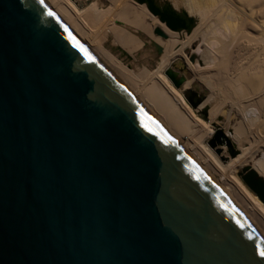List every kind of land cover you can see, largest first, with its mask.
<instances>
[{"label":"water","instance_id":"water-1","mask_svg":"<svg viewBox=\"0 0 264 264\" xmlns=\"http://www.w3.org/2000/svg\"><path fill=\"white\" fill-rule=\"evenodd\" d=\"M224 142L218 126L209 146ZM240 176L264 204V179ZM260 250L263 211L68 0H0V264H264Z\"/></svg>","mask_w":264,"mask_h":264},{"label":"bare ground","instance_id":"bare-ground-1","mask_svg":"<svg viewBox=\"0 0 264 264\" xmlns=\"http://www.w3.org/2000/svg\"><path fill=\"white\" fill-rule=\"evenodd\" d=\"M68 1L92 30L172 109L264 213V204L236 177L240 170L244 173L245 169L250 168L264 179V0H212L207 6L209 8L199 7L201 3L196 2L199 5L195 3L197 18L194 38L192 34L186 37L182 32L181 36L176 33L187 29L188 25L177 31L166 25L169 31L155 29V33L160 30L165 34L164 37L158 36L166 38L169 35L165 44L152 38L151 29L154 28L149 29L151 25L147 27L143 23L142 12L146 7H138L134 11L132 0ZM175 6L178 7L177 3ZM146 9L149 11L148 6ZM132 12H137L136 19L132 17ZM152 16L155 20L160 19L159 16ZM210 37L219 46L214 52L218 62L212 69H193L195 65L200 68L212 65V59L205 54L192 61L193 55L185 53L191 65L187 60V66L180 64V56L195 38L207 39L209 44ZM178 46L181 47L176 50ZM152 59H156V63ZM182 65L184 72L179 68ZM169 70L174 71L178 79H185L180 88L166 75ZM194 79L200 81L209 92V97L197 109L192 108L184 96L187 89L194 87ZM191 108L206 112V120L203 118L204 122L201 121ZM220 112L225 114L223 128L219 123ZM240 120L248 127L247 132L241 122L235 125L233 132L227 130L233 121ZM212 125L216 131L220 126L231 148L237 151V156L231 157L225 144L216 145L215 148L209 146L214 135ZM246 138L249 139L248 143L245 142ZM260 155L262 158L257 160Z\"/></svg>","mask_w":264,"mask_h":264},{"label":"rangeland","instance_id":"rangeland-1","mask_svg":"<svg viewBox=\"0 0 264 264\" xmlns=\"http://www.w3.org/2000/svg\"><path fill=\"white\" fill-rule=\"evenodd\" d=\"M133 1V9L132 10H134V11H137L138 10V7L140 8V7H146L147 8V5H140L139 3H138V0H132ZM201 3L200 5L199 4H197V3ZM211 2H212V0H156V5L157 6H159V8H161V9H163L166 5H169L170 7V9H172L173 11H175L178 15H180V16H182V17H184V16H190L192 19H193V23L191 24V25H188V27H187V29H185V30H180V31H177L176 33H178V34H180V35H178V36H181V34L182 35H185L186 37L187 36H189V35H191L192 34V36H193V38H194V35H193V31H194V29H195V22H196V18H197V11H196V4L197 5H199V7L201 6V7H203V8H209V7H207V6H210V4H211ZM175 3H177V5H178V7L177 6H175ZM196 3V4H195ZM161 5V6H160ZM135 7V8H134ZM176 7V8H175ZM192 7V8H191ZM145 8V12L143 11L142 12V14L144 15V21H143V23L148 27L149 25H151L150 26V28L149 29H151V28H154V29H151V31H152V35H153V37L152 38H154V39H156V40H160V43H163V44H165V43H167V41L169 40V35H168V37H166V38H163V37H161V36H158V34H156L155 33V29H157V28H161L163 31H169V29L166 27V25L165 26H161L162 25V23L160 22V19L158 18V20H155V18L152 16V14L149 12V11H147V9ZM175 9V10H174ZM192 12V13H191ZM196 12V13H195ZM137 12H132V14H133V18L134 19H136L137 17H138V15H135ZM146 13V14H145ZM150 13V14H149ZM154 23V24H153ZM148 24V25H147ZM155 24H156V26H155ZM182 32V33H181ZM158 40V41H159ZM214 39H213V37L211 38L210 37V42H209V44H211V45H209L207 42V39H204V40H200V38H195L194 39V42H193V44L191 45V46H189V47H187L186 49H185V52H184V54L183 55H181L180 56V58H179V62H180V64L182 63V64H184L185 66H187L186 65V63L187 62H185V60H187L188 61V58L186 57V55H185V53L186 54H188V53H190L191 55H193V56H191V59H192V61L193 60H196L197 59V57H200V56H202V54H205L206 56H208V57H210L211 59H212V65L211 66H207V67H204V68H200L199 67V65H195V67H193V69H195V70H201V69H205V70H207V69H212L213 67H214V65L215 64H217V62H218V56L214 53L217 49H218V45H216V43L213 41ZM181 46H178L177 47V49L176 50H178L179 48H180ZM147 54V53H146ZM149 55V54H148ZM153 61H155V63H156V59H152ZM188 63H189V61H188ZM190 64V63H189ZM191 65V64H190ZM188 67H189V65H188ZM179 68L180 69H183L184 68V66L182 65V66H179ZM183 72H184V69H183ZM195 80V85H194V87L192 88L193 90H195V91H197L198 92V94H205V96L208 98L209 96V92L205 89V87H203V85L200 83V81L198 82L196 79H194ZM179 92V91H178ZM189 105V104H188ZM215 106V105H214ZM192 109V108H191ZM211 109V108H210ZM208 110H209V108H208ZM192 111L195 113V116L196 117H198L201 121H203L204 122V120H203V118H204V116L202 115V112L201 111H195V110H193L192 109ZM201 112V113H200ZM220 113H222V114H220V119H219V123H220V125H221V128H223L224 126L223 125H225L224 123H222L223 122V119H224V113L223 112H220ZM208 117H209V119H210V116H209V111H208ZM206 123H207V121H205ZM242 123V125L244 126V129L246 130V132L248 131V127L246 126V125H244V123L240 120V121H236V122H234L233 121V123H232V126L231 127H229L227 130L228 131H234L235 130V125H238L239 123ZM212 127H213V125H212ZM212 130H213V132L214 133H216V129L213 127L212 128ZM248 138H246V140H245V142L246 143H248ZM225 141V140H224ZM224 144L226 145V147L230 150V146L227 144V142H224ZM262 150H264V148H262ZM262 158V155H260L258 158H257V160H260ZM240 173H242V170H240V172L239 173H236L235 175H236V177H238V179L239 180H241L240 182L246 187V185L243 183V181H242V179H241V177L239 176L240 175ZM247 188V187H246ZM248 189V188H247ZM249 190V189H248ZM250 191V190H249ZM251 192V191H250ZM252 193V192H251ZM253 194V193H252ZM254 195V194H253Z\"/></svg>","mask_w":264,"mask_h":264},{"label":"snow or ice","instance_id":"snow-or-ice-1","mask_svg":"<svg viewBox=\"0 0 264 264\" xmlns=\"http://www.w3.org/2000/svg\"><path fill=\"white\" fill-rule=\"evenodd\" d=\"M38 2H40L42 4L43 0H38ZM48 15L51 16L52 13L49 12ZM162 19H163V23L161 25L162 27L165 25L171 27V26H173L174 23H176L178 21V18H176L174 15L170 19H165V18H162ZM257 247H259V246H257ZM259 255L261 256V258H264V250H260Z\"/></svg>","mask_w":264,"mask_h":264}]
</instances>
